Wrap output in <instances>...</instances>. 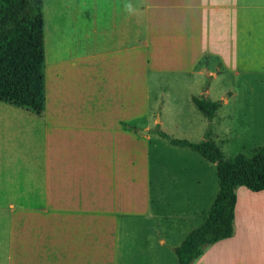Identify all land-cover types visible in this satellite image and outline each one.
<instances>
[{
	"label": "crops",
	"instance_id": "0c3cea01",
	"mask_svg": "<svg viewBox=\"0 0 264 264\" xmlns=\"http://www.w3.org/2000/svg\"><path fill=\"white\" fill-rule=\"evenodd\" d=\"M71 5L48 26L43 17L42 112L0 106V140L18 134L23 146L0 155L10 168L0 171V264H120L117 226L131 212L132 185L142 192L138 212L153 217L150 93L180 83L209 94L197 79L223 71L264 75V0H91L88 29L75 26ZM235 195L234 235L193 264H264V190ZM186 198L175 200L185 207Z\"/></svg>",
	"mask_w": 264,
	"mask_h": 264
},
{
	"label": "rangeland",
	"instance_id": "374dc122",
	"mask_svg": "<svg viewBox=\"0 0 264 264\" xmlns=\"http://www.w3.org/2000/svg\"><path fill=\"white\" fill-rule=\"evenodd\" d=\"M65 2L72 3V14L75 10L79 11L78 15L72 16L77 20L75 26L88 29L91 0H43L45 26L49 25L51 14L58 12ZM70 23V27L74 28L73 21ZM44 30L46 61V43L49 39L45 27ZM217 78L211 80L204 76L197 79L199 88L209 86V94L199 95L196 88L193 89L194 94L189 95V87L170 83L166 84L162 94L154 90L148 96V208L156 218L138 212L142 192L132 185L131 212L119 216L117 226L115 246L120 264H178L173 247H177L186 233L201 223L218 191L214 163L187 147L169 143L159 133L190 143H199L208 133L209 140L220 151L223 159L238 154L251 157L255 151L264 153V75L233 77L223 71ZM192 97L219 102L210 120L195 107ZM4 105L8 104L0 101V106ZM143 123L136 119L130 124L142 134V131H146L142 129ZM17 135L11 137L14 140H0V155L8 152L21 154L23 146ZM4 170L10 168L2 164L0 171ZM176 195L191 198H186L184 207L186 201L175 200ZM6 209L10 216V208ZM182 211L190 218H179ZM19 214L25 215V211ZM20 226L23 228L20 229L19 239L23 242L24 238L26 241V223L22 221ZM6 239H9V231ZM160 240H164V243L161 244Z\"/></svg>",
	"mask_w": 264,
	"mask_h": 264
},
{
	"label": "trees",
	"instance_id": "16d2710c",
	"mask_svg": "<svg viewBox=\"0 0 264 264\" xmlns=\"http://www.w3.org/2000/svg\"><path fill=\"white\" fill-rule=\"evenodd\" d=\"M43 0H0V101L40 114L44 105ZM210 120L219 102L193 98ZM159 136L184 146L216 165L218 191L202 222L174 248L178 264H193L212 244L234 235L236 188L264 190V153L223 159L206 134L199 143Z\"/></svg>",
	"mask_w": 264,
	"mask_h": 264
},
{
	"label": "water",
	"instance_id": "95a60500",
	"mask_svg": "<svg viewBox=\"0 0 264 264\" xmlns=\"http://www.w3.org/2000/svg\"><path fill=\"white\" fill-rule=\"evenodd\" d=\"M141 133H142V134H147V131H142Z\"/></svg>",
	"mask_w": 264,
	"mask_h": 264
}]
</instances>
